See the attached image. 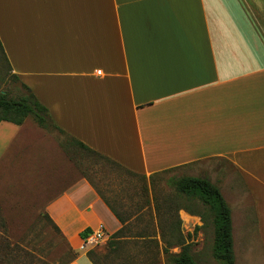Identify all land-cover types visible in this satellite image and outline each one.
<instances>
[{
	"label": "crops",
	"instance_id": "0c3cea01",
	"mask_svg": "<svg viewBox=\"0 0 264 264\" xmlns=\"http://www.w3.org/2000/svg\"><path fill=\"white\" fill-rule=\"evenodd\" d=\"M0 43L20 86L72 145L132 174L208 178L230 207L235 257L252 221L264 260V0H0ZM27 118L0 121V165L17 150L66 240L77 244L100 223L113 248L139 238L132 218L115 209L121 222L76 174L65 146ZM232 172L243 184L234 195ZM199 214L186 205L179 225H199Z\"/></svg>",
	"mask_w": 264,
	"mask_h": 264
},
{
	"label": "rangeland",
	"instance_id": "374dc122",
	"mask_svg": "<svg viewBox=\"0 0 264 264\" xmlns=\"http://www.w3.org/2000/svg\"><path fill=\"white\" fill-rule=\"evenodd\" d=\"M0 90L5 91L8 97L13 98L27 93L12 76L1 53ZM27 119L33 120L30 116ZM45 131L48 139H53L62 148L65 146L63 149L73 159L76 174L84 175L114 209L128 218H132L129 225L130 233L139 238L115 240L114 242L117 244L115 248L111 246L113 241L102 243L103 239L84 249L80 248L82 241L70 244L61 231L55 229L45 216L43 204L46 198L41 195L40 183L36 182V184L33 180L32 166H29L31 175L27 174L26 166L18 165L20 159L12 158L17 152L14 149L3 161L6 162L4 164L9 161L11 163L5 166L0 165V213L5 221L7 242L11 246H25L33 255L32 259L24 258L26 261L21 264H89L86 259L88 250H94V258L100 261V264H171L167 261L163 251L162 240H140L142 235L160 238L158 223L160 222L163 227L168 225L169 220L165 219L167 213H162L160 220L158 219L154 208V199L163 207L164 211L168 205L173 206L177 209V216H179L181 208H186L188 204L194 205L196 211L200 212L201 223L193 225L190 222L186 223V226L181 223L179 227L182 229V234L189 241L191 253L199 264H221L211 254L212 213L199 200H192L184 194L176 192L175 188L169 184L170 178L189 173L188 170H169L152 177L132 174L108 159L72 145L69 137L55 129H45ZM231 176V183L234 186L231 193L234 195L235 192L243 190V184L237 172H232ZM230 201L240 205L247 204L248 199L247 197L233 196ZM252 224L251 221L245 237L235 238L237 264H250L245 260V256L252 253L256 257L251 263L264 264V260L260 262L256 260L262 251ZM168 232L165 229L167 235ZM169 250L177 252L178 247L172 246ZM20 252L22 253V251ZM72 253L75 258L70 260ZM68 260L70 261L67 263Z\"/></svg>",
	"mask_w": 264,
	"mask_h": 264
},
{
	"label": "trees",
	"instance_id": "16d2710c",
	"mask_svg": "<svg viewBox=\"0 0 264 264\" xmlns=\"http://www.w3.org/2000/svg\"><path fill=\"white\" fill-rule=\"evenodd\" d=\"M0 53L7 63L1 43ZM12 76L16 79L13 74ZM22 87L26 90L27 93L16 98L8 97L5 91L0 90V121H8L20 125L27 117L30 116L38 126L46 130L58 129L59 131H61L52 122L47 109L38 102L33 93L30 92L28 88L23 84ZM72 142L78 145L79 148L84 149L91 154H95L108 159L95 152L94 150L88 148L80 141L74 139L72 140ZM169 184L175 188L176 192L184 194L192 200L197 199L203 205L207 206L208 210L212 213L213 224V242L211 247V254L213 258L219 261L221 264H234L235 254L232 239L231 210L223 195L221 194L218 186L212 183L206 177L187 175L172 177L169 180ZM100 196L113 211V213L117 216V218L121 222H123V219L121 218V216H119L118 212L115 211V209L102 195ZM191 199L189 200L192 201ZM154 201V208L157 217H159L158 219L160 220L162 213H167L165 219L169 220L168 225L165 227H163L160 222L158 223L162 242L164 243L163 251L165 253L167 261L171 264H199L191 253L190 243L186 242L180 232V220L177 217V209H175L173 206L168 205L166 207V210L164 211L162 209L163 207L156 202V199H154ZM45 216L53 224L55 229L59 230L49 218L47 213L45 214ZM165 229L169 231L168 235L165 233ZM91 231L92 230L90 228H86L82 232H80V236L82 238H85ZM121 231L122 228L117 231L115 235L119 234ZM5 235V221L0 213V264H21L26 261L24 260V258H33V255L25 246H11L10 243L5 239ZM172 246H177L178 251L171 252L169 248ZM20 251H22V253ZM86 256L91 262L95 264L101 263L94 258V250H88ZM74 258V253H72V257L70 258V260ZM70 260H68L67 263Z\"/></svg>",
	"mask_w": 264,
	"mask_h": 264
},
{
	"label": "built area",
	"instance_id": "2783aa9c",
	"mask_svg": "<svg viewBox=\"0 0 264 264\" xmlns=\"http://www.w3.org/2000/svg\"><path fill=\"white\" fill-rule=\"evenodd\" d=\"M97 73H100V71L98 70ZM103 238H104V226L103 224L100 223L85 238H83L80 248L84 249L86 246L99 242Z\"/></svg>",
	"mask_w": 264,
	"mask_h": 264
}]
</instances>
